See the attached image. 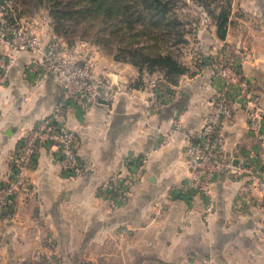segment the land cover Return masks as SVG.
Here are the masks:
<instances>
[{
  "label": "crops",
  "instance_id": "obj_1",
  "mask_svg": "<svg viewBox=\"0 0 264 264\" xmlns=\"http://www.w3.org/2000/svg\"><path fill=\"white\" fill-rule=\"evenodd\" d=\"M11 4L0 0V20L5 16L15 24ZM29 26L44 41L56 34L52 25ZM209 30L205 64L192 61L177 84L163 78L157 112L146 105L151 95L138 68L95 55L97 72L108 75L122 93L111 104L99 92L89 111L66 113V125L78 136L82 176L66 174L55 149L40 146L26 172V189L1 217L0 264H30L35 253L41 254L40 264H264V159L256 164L254 153L262 144L249 127L246 99L236 104L226 136L229 151L240 149L247 164L237 174L224 169L216 175L210 216L203 197L172 190L190 172L184 157L187 133L201 126L224 86L212 71L215 62L239 70L264 112V0H233L224 39L216 25ZM0 58L14 60L9 81L0 83L2 185L14 178L20 138L52 113L63 84L32 66L31 53L2 41ZM239 88L242 83L235 80L233 90ZM175 122L176 134L163 143L162 133ZM139 164L141 179L118 205L117 193L103 192L102 184Z\"/></svg>",
  "mask_w": 264,
  "mask_h": 264
},
{
  "label": "built area",
  "instance_id": "obj_2",
  "mask_svg": "<svg viewBox=\"0 0 264 264\" xmlns=\"http://www.w3.org/2000/svg\"><path fill=\"white\" fill-rule=\"evenodd\" d=\"M18 24L20 23H9L4 16L0 20V41L8 43L15 51L31 53V65L40 67L46 73L55 74L63 84V94L52 113L28 129L20 138L18 152L13 161L14 178L0 185V220L18 191L26 189V172L34 165L40 146L48 145L55 149L66 174L74 177L83 175L85 169L77 152L78 136L66 125V113L73 108L84 113L89 111L97 102L99 92L104 93L111 104L122 93V88L108 75L97 72V61L93 54L81 55L78 45L70 46L57 33L44 41L32 26ZM82 46L88 45L81 43ZM13 62L12 58H0V83L9 81ZM212 69L223 80L224 86L217 91L212 110L203 118L201 126L187 133L184 157L190 172L185 180L172 188L174 192L203 197L207 203L206 218L214 209L211 189L216 175L224 169H230L237 174L247 164V156L240 149L230 152L227 147V127L233 119L240 98L247 101L244 108L249 127L262 144L254 153V158L258 159L256 164L259 165L260 160L264 159V112L259 106L256 94L239 70L229 63L219 60L213 64ZM162 79L163 77L149 79L147 83L151 97L146 105L153 112L162 108V101L157 98ZM235 80L242 83V88L233 90ZM177 130L178 123L175 122L171 129L162 133V142L170 141ZM235 159L239 160L237 165L234 164ZM144 162L143 160L141 164ZM141 164L137 169H129L125 174H116L107 179L101 187L103 192L108 194L114 191L118 195V205L125 203L142 177ZM114 204L118 207L117 203ZM33 260V264H40L41 254L35 253Z\"/></svg>",
  "mask_w": 264,
  "mask_h": 264
},
{
  "label": "rangeland",
  "instance_id": "obj_3",
  "mask_svg": "<svg viewBox=\"0 0 264 264\" xmlns=\"http://www.w3.org/2000/svg\"><path fill=\"white\" fill-rule=\"evenodd\" d=\"M11 5L20 23L18 25H52L70 46L87 44L85 48L80 47L81 55L93 54L94 57L98 55L129 64L140 61L145 83L157 77L165 79L166 70L161 66L151 68V63L144 61L141 55L149 51L167 52L182 67L188 68L192 61H202L208 54L206 48L209 42L206 39L210 35L209 29L216 23L196 0H184V3L178 4V19L183 25H142L138 20H133V23L132 18H125V22L120 24L118 17L105 21L95 15L67 16L57 21L51 14L52 0H12ZM21 9L27 10L26 15L20 14ZM136 51L139 55L135 58L133 54ZM29 263L35 262L32 260Z\"/></svg>",
  "mask_w": 264,
  "mask_h": 264
},
{
  "label": "trees",
  "instance_id": "obj_4",
  "mask_svg": "<svg viewBox=\"0 0 264 264\" xmlns=\"http://www.w3.org/2000/svg\"><path fill=\"white\" fill-rule=\"evenodd\" d=\"M198 6L206 10L207 15L216 21L217 35L220 39L226 36V28L229 24L233 0H196ZM51 14L58 20L83 17H103L105 21L114 17L120 19V24L125 18H132V22L139 21L142 25H183L177 14L178 4L184 0H52ZM21 15H26L27 10H20ZM135 16V19H134ZM134 20V21H133ZM124 21V22H123ZM58 31L57 28H55ZM136 58L139 52L133 54ZM144 61L151 63V68L161 66L165 80L170 84H177L179 78L188 72V68L182 67L170 53L163 51H149L141 55ZM132 65L143 71L140 61H131ZM203 64L204 60H203ZM145 85V84H144Z\"/></svg>",
  "mask_w": 264,
  "mask_h": 264
}]
</instances>
